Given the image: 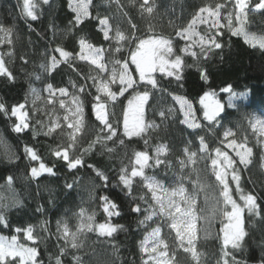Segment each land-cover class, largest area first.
<instances>
[{
  "label": "snow or ice",
  "instance_id": "snow-or-ice-1",
  "mask_svg": "<svg viewBox=\"0 0 264 264\" xmlns=\"http://www.w3.org/2000/svg\"><path fill=\"white\" fill-rule=\"evenodd\" d=\"M111 3L115 5L119 18L128 25L126 29L113 24L112 16H102L98 11L93 14L92 9L96 7L93 0H67L68 10L73 13L72 27H87V22H92L107 42L109 56L106 59L105 48L94 45L84 35L77 37L78 51L57 45L42 52L46 61L39 64V69L47 77L54 80L55 76L62 75L64 65L84 81L77 84L69 78L71 90L48 79L42 81L43 90L48 93L46 103L53 105L46 113V121L34 118L35 113L43 109L36 106L41 97L32 83H29L22 101L9 103L0 97V117L12 132L18 136L30 132L33 140L44 136L54 142L60 141L55 146L50 145L49 154L54 158L51 164L45 162L34 146L24 144V158L29 162L28 178L33 181L42 177L59 178L62 165L67 173L72 174V181L65 180L63 188L72 191L81 187L80 170L84 169L88 172L86 179L92 185L88 198L99 201L104 216L103 221L98 222L99 213L85 208L81 199L76 205L78 210H64L71 213L76 223L71 224L62 215L55 221V233H52L47 209L37 205L36 213L45 217L39 222L42 231L55 236L57 241H63L57 245L55 256L48 255L49 264H66L65 258L69 256L70 264H137L136 258H121L120 246L115 242L118 233L129 231L125 224L118 222V218L126 214L135 219L140 231L139 238L133 241L139 264H182V260L187 264H206L205 253L198 247L201 238L215 239L219 243L215 264H252L243 257L237 258L236 254L245 251V238L249 236L245 214L253 218L252 227L264 228V204L259 202V195L245 191L241 184L240 166L249 169L254 164L255 154L249 137L241 139L229 126L232 120L230 110H238L240 106L236 101L246 99L251 90L237 92L234 86L226 85L218 90H205L197 98H189L179 90L184 88L186 71L192 67L199 73L200 80L208 84L210 73L201 61L208 60L209 53H219L220 59H224L225 44L220 39L224 30L233 37H241L245 45L264 52V34L257 35L247 28L253 15L259 14L261 23H264V0H224L211 6H198L186 25L175 26V39L157 33L154 23L147 24L143 35L137 34L139 26L126 9L131 5L144 20L152 21L159 15L156 0H127V3L111 0ZM19 6L20 18L25 20L30 32H35L33 24L28 21L40 20L45 10L51 11L56 5L54 0H22ZM222 19L226 23H222ZM201 24L208 26L203 33L197 31ZM49 29L55 35L54 24H49ZM16 31L14 24L0 23V47L9 46L6 52H0V83L7 85L17 83L16 73L6 59L15 58L13 36ZM177 41L183 43L177 47ZM125 48L128 49L127 57L123 55ZM185 57H191L193 64L186 63ZM19 60L23 70L29 57L25 53L19 56ZM77 61L91 66L87 74L81 73ZM28 75L36 81L42 79L35 71ZM89 80L91 85L87 83ZM163 80H167V86ZM223 94L228 97L226 105L220 98ZM29 95L33 98L31 108L28 107ZM87 97L91 99L86 106ZM57 104L62 114L54 116L52 113L56 112ZM151 110H155L159 123L148 119L147 113ZM245 119L256 137L255 146L261 149L259 168L264 170V120L247 116ZM170 120L176 125V131L190 137L183 141L180 154L175 157L171 155L169 142L150 143L153 132L171 136ZM202 133L216 137L223 147L211 146ZM133 138L142 140L144 147L133 149L130 165L121 164L116 170L115 182L95 163L86 162V156L91 155L97 146L112 154L117 146L126 148V140L133 142ZM0 143H3L2 134ZM7 159L9 163H15L20 157L13 153ZM201 161H210L215 178L213 184L201 179ZM147 169L172 170L175 179L165 186L155 171L149 175ZM2 179L4 183L0 184V189L15 193L16 177L7 174ZM185 181H189L191 187H187ZM136 186L144 189L138 196ZM115 188L123 193V201L112 191ZM96 189L104 191L96 196ZM234 192L239 202L234 198ZM10 199L11 203H8L9 198L0 195V227L11 228L14 232L10 237L0 235V264H44L38 244L41 237L36 234V226L11 224L7 213L12 207H22L23 202L16 195ZM48 203L55 206L52 199ZM216 219L222 226L213 236L205 225H211ZM201 221L203 224L198 228ZM89 233L97 237L93 243L102 247L100 250L93 247L82 253ZM132 255L135 257V253ZM256 264H264V247H261V257Z\"/></svg>",
  "mask_w": 264,
  "mask_h": 264
},
{
  "label": "trees",
  "instance_id": "trees-1",
  "mask_svg": "<svg viewBox=\"0 0 264 264\" xmlns=\"http://www.w3.org/2000/svg\"><path fill=\"white\" fill-rule=\"evenodd\" d=\"M108 1L109 0H93L96 5V7L92 9L93 14L98 11L102 16H112L113 24H118L122 29H126L128 25L124 20L119 18V13L115 11L113 6L106 5ZM220 2H224V0H156L159 15L152 21L144 20L135 7L129 5V8L132 14L136 16L145 28L148 23H154L157 33L171 36L175 39V26L186 25V22L190 19L192 13L198 6H211ZM21 3L22 0H0V23L6 26L14 24L17 30L13 36L16 54L15 58L6 57V59L10 61L8 66L16 73L17 83L15 85L0 83V97H3L4 100L9 103L22 101L25 94L28 92L29 83L43 90L42 81L45 79L51 80L52 83L57 85L62 84L68 86L70 90L71 86L68 84L69 78L74 80L77 84L84 82L81 76L64 65H62L65 69L64 73L60 76H55L54 80H52L51 77H47V75L39 69V64L46 61V56L42 55V52L47 48H51L53 45V33L49 29V24H54L55 30L61 28L66 33L67 45L64 48L67 50L78 51L77 37L84 35L94 45L105 48V56L106 59L108 58L109 53L107 49L109 46L107 42L103 40L102 35L97 31V28L92 22H87V27L84 25L75 29L72 27L70 20L73 17V13L68 10L67 0H54L56 5L55 8L51 11L45 10L44 15L36 22L28 21V23L33 24V27L36 29L35 32H30L26 27L25 20L20 18L21 8L19 5ZM261 19L262 17L259 14L250 16L251 23L247 26L248 30L257 35L264 34V23H261ZM223 21L222 19V22ZM207 27V25L201 24L198 27V31L203 33ZM81 29H83V31H81ZM220 39H222L225 44L223 49L224 59H220L219 53H209V59L201 61L210 73L208 84H204V82L200 80L199 73L196 71L195 67H192L187 69L185 86L179 91L189 98H197L205 90H218L221 86L226 85L234 86L237 92L251 90L245 100L237 102L240 106L238 110H230L232 113V120L229 126L237 132L241 139H243L244 136L249 137V144L253 146L255 154L254 164L250 165L249 169H244L240 166L242 177L241 184L245 191L259 195V202L264 204V170L259 168V155L261 149L255 146L256 137L248 125V119H245V116L250 119L253 117L252 115L255 114L264 115V52L260 51L258 48L253 49L245 45L241 37H233L226 30H224V35ZM29 40L32 41L31 44H29ZM182 43V41H177V47ZM8 47V45L0 47V52H6ZM195 50L197 52L199 51V49ZM25 53L29 57V63L23 65V70H21L22 62L19 60V56ZM53 54L57 55V57L59 56L58 53ZM123 55L127 57V48L124 49ZM185 60L186 63L193 64L191 57H185ZM77 64L83 74H87L91 68L86 62L82 63V61H77ZM34 71L41 75V81H36L34 78L29 77L28 73ZM87 83L91 85L90 80L87 81ZM163 83L167 86L168 82L167 80H163ZM173 87L175 86L173 85ZM92 90L94 91V89ZM220 98L226 105L228 98L227 94L221 95ZM28 99V107L31 108L30 95ZM90 99L91 97L85 99L86 106ZM124 102L126 104V100ZM167 102L170 103L171 101ZM161 103H165V101H161ZM197 107L199 106L197 105ZM116 111L117 114H119V107H117ZM87 112L88 110L86 107V115ZM147 117L159 123V117L155 114V110L149 111ZM34 118L43 119L38 113H35ZM88 118L91 121L92 117L89 116ZM179 118V113H177V119ZM169 127L172 130L171 136L163 132H153L151 133L150 143L158 144L161 140L169 142L172 151H174L177 156L180 154L183 147V141L190 137L185 133L176 131V125L171 120L169 121ZM89 132H91V127L89 128ZM0 134L3 136V143H0V184L4 183L2 179L3 175L12 174L16 177L14 184L15 193L6 189H0V195L9 198L7 201L8 203H11L10 198L13 195H16L23 202L22 207H12L7 215L12 225L32 224L36 226V234L41 237L38 241L41 259H43L44 264H49L48 255L51 254L55 256L58 253L57 245L63 244V241H57L55 236H49L48 233L42 231L39 222L45 217L36 213L35 209L37 205H43L47 209V218L50 221L49 228L52 233H55V221L62 215L68 218L71 224L76 223L71 213H65L64 210L65 208L76 209V205L80 204L81 199L84 201L83 206L85 208L89 211L95 210L99 213L96 219L98 222H102L104 216L99 209V201L89 200L88 198L89 192L92 190V185L88 183L86 179L88 172L84 169L80 170L82 177L81 187L72 191H66L63 188L65 180H67V182L72 181V174L67 173L62 165H60L61 175L59 178L42 177L39 181H33L28 178L29 162L24 158V144L27 143L34 146L45 162L51 164L54 158L49 154L50 145L55 146V143L60 142L59 139L54 142L47 137L40 136L37 137L36 140H33L30 132L18 136L11 131V128L6 125L2 117H0ZM202 134L206 135V133ZM220 135L222 136V133ZM206 139L213 147H223L218 144L216 137L206 135ZM126 144V148L117 146L116 152L112 154L103 152L102 149L97 146L96 150L91 155L86 156V162L95 163L98 167L106 171L108 175L113 178V182H115L116 170L120 168L121 164L130 165L133 149H143L144 147L142 140L138 138H133V142H128L126 140ZM13 153L19 156L20 159L15 163H9L7 157ZM229 154L231 155L232 153L229 152ZM199 169V174L203 181L208 184H213L215 182V178L211 172L210 161H201ZM154 171L157 177H161L165 170H146L149 175H152ZM103 191V189H96L94 194L98 196L102 194ZM112 191L121 197V201L124 200L123 193L120 192L119 188H115ZM143 191L144 189L136 186L135 192L137 196ZM78 192L79 195H77ZM233 195L239 202V197L235 192ZM203 198L202 194L200 196L201 203L203 202ZM49 199L54 201V207L52 204L48 203ZM125 210H127L126 205ZM252 219L253 218L245 214V227L249 232V236L245 238V251L237 252L236 255L237 258L243 257L252 262V264H256L261 257V247H264V228L252 227ZM118 222L125 224L129 229L127 233L120 232L115 237V242L120 246V256L121 258L128 259L136 258L137 264H139V254L133 247V241L140 236V231L136 227V221L132 216L126 214L122 218H118ZM213 224L212 221L211 225H205V227H208L212 235L215 236L222 225L219 219H216L215 225ZM13 234L14 232L11 228L0 227V235L10 237ZM200 235L201 237L203 236V231L200 232ZM96 239L97 237L94 234L89 233L88 238L84 240L86 248L82 249L81 252L89 251L93 247L100 250L102 246L93 243ZM22 242L30 243L27 241ZM198 247L200 251L205 253L204 259L206 264H215V254L218 252L219 243L215 239L204 240L201 238ZM133 253H135V257H133ZM65 259L66 264H70V256ZM85 259H88V257L85 256ZM182 264H187V262L182 260Z\"/></svg>",
  "mask_w": 264,
  "mask_h": 264
},
{
  "label": "rangeland",
  "instance_id": "rangeland-1",
  "mask_svg": "<svg viewBox=\"0 0 264 264\" xmlns=\"http://www.w3.org/2000/svg\"><path fill=\"white\" fill-rule=\"evenodd\" d=\"M124 3H127V0H124ZM106 5L108 6H113V8H115V5H113L111 3V0H109L108 2H106ZM129 13H130V16L131 18L134 20V22L139 26V29L140 31L137 33L138 35H143L144 32L143 30L145 29V26L136 18V16L134 14H132V12L130 11V8L128 7L126 9ZM116 11V9H115ZM226 11L225 10V14H226ZM223 15V14H222ZM222 22V20H221ZM222 23H226V21H223ZM198 27L199 25L197 26V31H198ZM66 40H67V36H66V33L61 29V28H57L55 30V35H53V45L51 46V48H54V46H57V45H62L63 47H65L67 45L66 43ZM81 62V61H80ZM83 63V61H82ZM37 90L39 91L40 93V99L36 101V106L40 109H43V111H38L36 113L40 114L41 117H43V120H47V115L46 113L50 112L51 109L53 108V105H49L46 103V99H47V96H48V93L45 92L44 90H41L39 88H37ZM247 98V97H246ZM32 96L30 95V106L32 107ZM228 99V98H227ZM242 100H245V99H242ZM238 101H236L237 103ZM54 116L55 115H58V114H62V110L59 109L58 107V104L56 105V112L55 113H52ZM152 114V113H151ZM253 117H259L260 119L264 120V115L263 114H255V115H252ZM230 153L231 151L228 150ZM171 155L172 157H175V153L174 151L171 152ZM158 179L161 180L162 183L165 184V186H168L172 183V181L175 179V175H174V172L172 170H165L163 175L161 177H157ZM185 185L187 187H191V184L189 181H185ZM215 221L216 220H213V225H215ZM203 224V222H199L198 223V228L201 227V225ZM167 228L164 229V232L167 233ZM169 243L171 244L172 243V239L169 237Z\"/></svg>",
  "mask_w": 264,
  "mask_h": 264
}]
</instances>
